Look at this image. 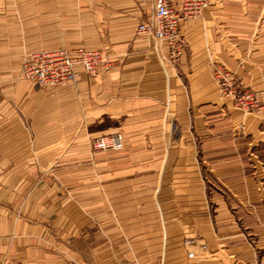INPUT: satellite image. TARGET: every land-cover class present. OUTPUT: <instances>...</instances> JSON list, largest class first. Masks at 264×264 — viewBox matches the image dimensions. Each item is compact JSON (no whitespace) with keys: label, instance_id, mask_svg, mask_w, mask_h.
Here are the masks:
<instances>
[{"label":"crops","instance_id":"1","mask_svg":"<svg viewBox=\"0 0 264 264\" xmlns=\"http://www.w3.org/2000/svg\"><path fill=\"white\" fill-rule=\"evenodd\" d=\"M153 13L152 0H0V264L264 263V0H211L181 22L178 58L138 33ZM79 45L112 67L56 87L22 77L25 55ZM214 62L259 110L235 107ZM113 132L122 150L91 152ZM178 237L202 255L165 253Z\"/></svg>","mask_w":264,"mask_h":264},{"label":"built area","instance_id":"2","mask_svg":"<svg viewBox=\"0 0 264 264\" xmlns=\"http://www.w3.org/2000/svg\"><path fill=\"white\" fill-rule=\"evenodd\" d=\"M154 13L151 19L141 22L138 33L153 41L155 49L168 47L172 57L182 56L188 42L181 35L182 21L200 19L210 7L211 0H181L174 5L171 0H152ZM112 67L111 58L100 49H90L83 45L72 48L43 49L25 55L22 77L39 85L56 87L67 83H76L84 73L89 78L98 76ZM213 73L224 95L244 113H252L260 108L258 94L236 81L233 74L220 63H213ZM124 148V135L112 133L95 138L91 143V152L120 151ZM206 245L191 237L185 242L187 256L196 257L197 249Z\"/></svg>","mask_w":264,"mask_h":264},{"label":"rangeland","instance_id":"3","mask_svg":"<svg viewBox=\"0 0 264 264\" xmlns=\"http://www.w3.org/2000/svg\"><path fill=\"white\" fill-rule=\"evenodd\" d=\"M23 17H25V16H23ZM158 49V51H160V49L161 48H157ZM161 57L165 60L167 57H165L163 54H161ZM170 57H171V54H170ZM213 76H214V73H213ZM215 78V77H214ZM235 105V104H234ZM235 107L236 108H238L236 105H235ZM239 109V108H238ZM241 110V109H240ZM242 111V110H241ZM243 112V111H242ZM244 113V112H243ZM113 133H121V134H123L122 132H113ZM110 134H112V133H110ZM104 135V134H103ZM106 135V134H105ZM100 136H102V135H99V136H97V137H100ZM97 137H95V138H97ZM95 138H92L91 140H90V144L92 143V141L95 139ZM100 153H102V152H100ZM188 238H191V237H188ZM188 238H186V239H184L183 241H182V239L180 238V237H178V239H177V241L176 242H174L170 247H168V249H166V251H165V253H171L172 255H174V254H182V252L184 253V256L185 255H187V252H186V247H185V242L187 241V239ZM183 245V246H182ZM184 248V249H183ZM201 251V249H197V251H196V257L195 258H191V259H196V258H198V257H200L201 255H202V253L200 252ZM115 253L117 254V255H122L123 254V248H122V246H120V245H118V246H116L115 247ZM157 253L158 254H160V253H162V250H160V249H158V251H157ZM201 253V254H200ZM170 254V255H171ZM165 255V254H164ZM171 255V256H172ZM187 257V256H186ZM189 258V257H188ZM119 264H122V263H119ZM157 264V263H156ZM259 264H262V263H259ZM264 264V263H263Z\"/></svg>","mask_w":264,"mask_h":264}]
</instances>
